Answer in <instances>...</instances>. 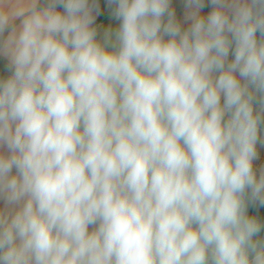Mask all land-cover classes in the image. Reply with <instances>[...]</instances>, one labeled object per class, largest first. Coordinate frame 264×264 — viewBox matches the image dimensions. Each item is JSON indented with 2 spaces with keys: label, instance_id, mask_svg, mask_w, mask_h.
Here are the masks:
<instances>
[{
  "label": "clouds",
  "instance_id": "clouds-1",
  "mask_svg": "<svg viewBox=\"0 0 264 264\" xmlns=\"http://www.w3.org/2000/svg\"><path fill=\"white\" fill-rule=\"evenodd\" d=\"M107 5L0 0V264H264V0Z\"/></svg>",
  "mask_w": 264,
  "mask_h": 264
},
{
  "label": "crops",
  "instance_id": "crops-1",
  "mask_svg": "<svg viewBox=\"0 0 264 264\" xmlns=\"http://www.w3.org/2000/svg\"><path fill=\"white\" fill-rule=\"evenodd\" d=\"M205 2L207 3V0H205ZM172 8L176 12V16H177L178 21H180L184 27H187L188 26L187 24H183V15H184V11H185L184 0H172ZM59 10H62V9H59ZM210 11H211V6L209 5V6L205 7L204 9H202V14L206 15ZM16 23L18 24L19 21H17ZM118 24H119V21H117L113 18L112 12H109L106 20L104 22H102L97 27L98 28V39H102L104 30L107 26L116 27V26H118ZM257 38L260 39L259 36H257ZM0 59H2L7 64V61L5 58L0 57ZM255 108H256V106H254V110H255ZM259 136H260V140L264 141V124H262L260 127ZM257 150H258V159L256 161H254V165L257 169V174H259L260 169L264 168V145H262L261 143L258 142ZM0 207H2V203H0Z\"/></svg>",
  "mask_w": 264,
  "mask_h": 264
},
{
  "label": "trees",
  "instance_id": "trees-1",
  "mask_svg": "<svg viewBox=\"0 0 264 264\" xmlns=\"http://www.w3.org/2000/svg\"><path fill=\"white\" fill-rule=\"evenodd\" d=\"M108 11L111 12L110 7ZM103 18L104 17H102L99 21L103 20ZM257 36H259V33H257ZM8 75H10V73L7 70V64L2 59H0V77H7ZM248 212L250 215H255L258 218H260L262 221H264V206L250 205L248 208ZM259 235L260 238H264V229H262Z\"/></svg>",
  "mask_w": 264,
  "mask_h": 264
},
{
  "label": "rangeland",
  "instance_id": "rangeland-1",
  "mask_svg": "<svg viewBox=\"0 0 264 264\" xmlns=\"http://www.w3.org/2000/svg\"><path fill=\"white\" fill-rule=\"evenodd\" d=\"M99 5H100V15H98L96 18L97 27L106 20L109 14V11H108L109 6L107 5L106 0H99ZM102 17H104L103 20L99 21Z\"/></svg>",
  "mask_w": 264,
  "mask_h": 264
}]
</instances>
